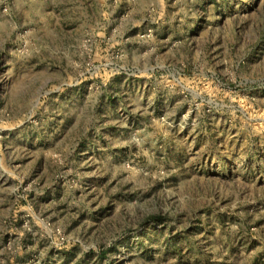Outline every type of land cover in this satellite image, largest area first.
I'll return each instance as SVG.
<instances>
[{
    "label": "rangeland",
    "instance_id": "374dc122",
    "mask_svg": "<svg viewBox=\"0 0 264 264\" xmlns=\"http://www.w3.org/2000/svg\"><path fill=\"white\" fill-rule=\"evenodd\" d=\"M0 264H264V0H0Z\"/></svg>",
    "mask_w": 264,
    "mask_h": 264
},
{
    "label": "trees",
    "instance_id": "16d2710c",
    "mask_svg": "<svg viewBox=\"0 0 264 264\" xmlns=\"http://www.w3.org/2000/svg\"><path fill=\"white\" fill-rule=\"evenodd\" d=\"M150 218H152L154 220H158L159 219L158 215H152Z\"/></svg>",
    "mask_w": 264,
    "mask_h": 264
}]
</instances>
